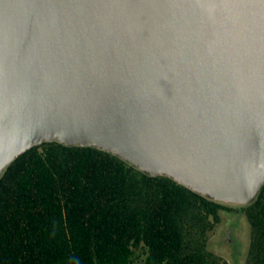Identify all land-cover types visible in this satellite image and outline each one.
Returning a JSON list of instances; mask_svg holds the SVG:
<instances>
[{"label":"water","instance_id":"95a60500","mask_svg":"<svg viewBox=\"0 0 264 264\" xmlns=\"http://www.w3.org/2000/svg\"><path fill=\"white\" fill-rule=\"evenodd\" d=\"M47 141L253 202L264 0H0V175Z\"/></svg>","mask_w":264,"mask_h":264},{"label":"trees","instance_id":"16d2710c","mask_svg":"<svg viewBox=\"0 0 264 264\" xmlns=\"http://www.w3.org/2000/svg\"><path fill=\"white\" fill-rule=\"evenodd\" d=\"M264 264V186L238 204ZM235 208L96 146L47 141L0 175V264H228L210 248Z\"/></svg>","mask_w":264,"mask_h":264},{"label":"rangeland","instance_id":"374dc122","mask_svg":"<svg viewBox=\"0 0 264 264\" xmlns=\"http://www.w3.org/2000/svg\"><path fill=\"white\" fill-rule=\"evenodd\" d=\"M228 204L235 209L223 211L221 224L212 232L210 248L226 258L228 264H246L251 243L250 222L238 204Z\"/></svg>","mask_w":264,"mask_h":264}]
</instances>
